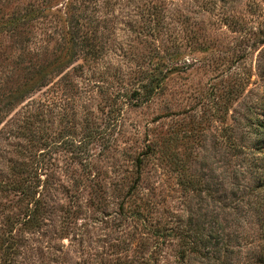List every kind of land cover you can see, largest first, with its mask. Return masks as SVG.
<instances>
[{
  "label": "rangeland",
  "instance_id": "obj_1",
  "mask_svg": "<svg viewBox=\"0 0 264 264\" xmlns=\"http://www.w3.org/2000/svg\"><path fill=\"white\" fill-rule=\"evenodd\" d=\"M32 3L0 33V264H260L264 0H0V23ZM69 25L74 64L27 87ZM152 63L179 71L124 104ZM29 172L40 226L8 190Z\"/></svg>",
  "mask_w": 264,
  "mask_h": 264
},
{
  "label": "trees",
  "instance_id": "obj_2",
  "mask_svg": "<svg viewBox=\"0 0 264 264\" xmlns=\"http://www.w3.org/2000/svg\"><path fill=\"white\" fill-rule=\"evenodd\" d=\"M47 12L49 14V8L47 6L41 8L32 3L29 5V7L24 8L22 11H15L6 21L0 23V33H18V31H20L21 29H25L31 23L37 22L41 18H46ZM71 31L72 29L70 26L69 31L66 34L67 36L64 39L67 40L66 48L68 49L67 45L69 44L68 50H72L70 55L68 57L66 55H60L56 57L51 63H48L47 66L42 67V71L36 72L39 78L34 77L32 81L27 85V87L35 88V86L41 84L43 82L42 80L47 78L56 69L67 68L70 65L72 66L74 64L73 61L76 53L73 50L76 48L77 43ZM178 71V67H166L164 69L163 65L152 63L150 67L143 69L140 77L138 78L137 85L133 89H129L122 85V91L120 92L121 99L124 100V104H126V102H130L129 104L134 107H139L143 104H146L152 99L154 95L160 92L165 81H167L169 77L176 74ZM39 86H43V84ZM21 98L23 99V97ZM255 150H258V148ZM253 163V166L256 169H260V160H255L253 161ZM142 164L143 160L140 159L138 161V179L136 180L134 188L137 187V184L140 180V176L142 174ZM31 175L32 173L29 172V174L25 178L9 184L8 190H10V192L14 191L21 194L22 198L27 201L28 209L29 205H35L34 209L28 210L26 212L25 217H29V223L32 222L37 226H40V222L42 223L43 211L45 209L44 201L42 199H39L40 197L37 198V195L39 194V188L41 186V180L38 179L35 183L33 181L34 177H31ZM252 191L255 194L256 198H262V196L264 195V178L260 176L258 183L254 186ZM261 205H263V203H261ZM14 224H16V222H14ZM259 260L260 264H264V255H261Z\"/></svg>",
  "mask_w": 264,
  "mask_h": 264
}]
</instances>
